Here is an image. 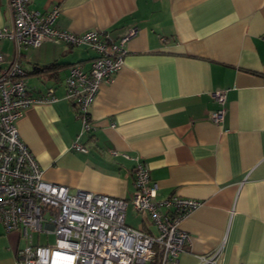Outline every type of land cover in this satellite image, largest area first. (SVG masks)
I'll use <instances>...</instances> for the list:
<instances>
[{
    "label": "crops",
    "instance_id": "crops-1",
    "mask_svg": "<svg viewBox=\"0 0 264 264\" xmlns=\"http://www.w3.org/2000/svg\"><path fill=\"white\" fill-rule=\"evenodd\" d=\"M54 6L60 30L137 31L125 44L122 67L90 106L92 130L81 135L64 79L72 64L87 70L94 52L52 40L17 52L28 93L39 97L52 88L57 98L32 104L17 121L43 178L69 193L128 198L139 157L157 199L176 193L200 202L179 223L190 235L180 264H200V256L215 250L217 264H264V0L28 3L41 12ZM10 24L8 0H0V27ZM0 51L15 52L8 39ZM219 88L227 89L226 112L217 124L211 92ZM75 140L87 152L75 150ZM140 225L155 230L148 215ZM24 245L20 231L0 223V264H16Z\"/></svg>",
    "mask_w": 264,
    "mask_h": 264
},
{
    "label": "built area",
    "instance_id": "built-area-1",
    "mask_svg": "<svg viewBox=\"0 0 264 264\" xmlns=\"http://www.w3.org/2000/svg\"><path fill=\"white\" fill-rule=\"evenodd\" d=\"M28 3L8 0L11 24L0 27V41L10 40L15 50L12 55L0 51V223L6 231H20L25 239L16 252V264H148L154 260L156 264H180L190 235L179 223L200 205L198 200L176 193L157 199V185L139 157L131 169L134 189L128 198L82 190L69 193L66 186L43 178L17 128L26 108L57 99L52 88L39 97L28 93L17 57L21 48L52 40L94 52L87 70L72 64L64 79L65 98L74 104L81 135L92 130L90 106L100 85L110 82L122 67L125 44L137 28L127 27L117 35L107 30H60L54 25L60 13L57 6L41 12L30 9ZM226 92L225 88L211 92L219 107L210 118L217 124L224 120ZM72 147L87 152L77 140ZM128 206L146 213L155 230L128 226ZM35 233H53L54 244H36ZM218 252L200 256V264H217Z\"/></svg>",
    "mask_w": 264,
    "mask_h": 264
},
{
    "label": "rangeland",
    "instance_id": "rangeland-1",
    "mask_svg": "<svg viewBox=\"0 0 264 264\" xmlns=\"http://www.w3.org/2000/svg\"><path fill=\"white\" fill-rule=\"evenodd\" d=\"M143 216H147L146 213L134 214L131 213L130 209L125 214V223L131 227H138L140 223V219ZM34 241L36 244L39 245H47V244H54L55 242V235L53 233L45 234V233H35Z\"/></svg>",
    "mask_w": 264,
    "mask_h": 264
},
{
    "label": "trees",
    "instance_id": "trees-1",
    "mask_svg": "<svg viewBox=\"0 0 264 264\" xmlns=\"http://www.w3.org/2000/svg\"><path fill=\"white\" fill-rule=\"evenodd\" d=\"M53 66H56V64L53 63V64H50V65H47V66L41 68L40 71H41V70H44V71H45V70H47V69H50V68L53 67ZM148 264H156V260H154L153 262H150V263H148Z\"/></svg>",
    "mask_w": 264,
    "mask_h": 264
}]
</instances>
